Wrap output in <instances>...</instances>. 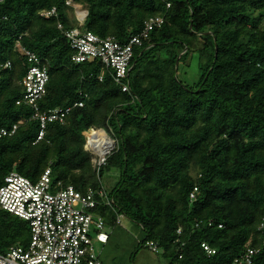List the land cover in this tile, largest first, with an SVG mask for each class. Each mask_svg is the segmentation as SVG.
Wrapping results in <instances>:
<instances>
[{
  "label": "trees",
  "instance_id": "16d2710c",
  "mask_svg": "<svg viewBox=\"0 0 264 264\" xmlns=\"http://www.w3.org/2000/svg\"><path fill=\"white\" fill-rule=\"evenodd\" d=\"M73 1L88 12L82 29L121 43L147 19L165 21L134 48L131 89L124 93L99 60L72 61L64 32L79 26L74 7L64 0H4L0 63L12 66L0 71V129L19 126L0 139V186L13 171L35 183L50 168L53 182L85 191L99 188L113 170L118 179L107 190L113 208L140 225V244L156 243L168 264H233L247 247L258 248L255 262L264 264V231H258L264 218V0H170V8L162 0ZM53 7L57 17L41 15ZM21 47L47 65L42 110L84 102L63 124L49 123L36 145L39 122L17 104L30 65ZM195 54L199 77L188 86L180 67ZM91 129L116 140L99 175L85 148L84 131ZM98 212L114 224L113 209ZM29 236L28 223L0 207V253Z\"/></svg>",
  "mask_w": 264,
  "mask_h": 264
},
{
  "label": "built area",
  "instance_id": "2783aa9c",
  "mask_svg": "<svg viewBox=\"0 0 264 264\" xmlns=\"http://www.w3.org/2000/svg\"><path fill=\"white\" fill-rule=\"evenodd\" d=\"M64 1L74 7L79 22L77 28L64 32L73 50L72 61L81 64L99 60L102 68L112 70L113 80L122 92H130L134 48L142 46L149 40L152 31L163 26L164 18L154 16L147 19L139 33L131 36L127 43H121L113 37L102 38L82 29L87 11L73 0ZM162 1L167 8L171 7L170 0ZM3 2L4 0H0V4ZM41 15L47 19L57 17V9L53 7ZM58 28L61 29L62 25L58 24ZM20 49L30 65L20 82L23 95L17 104L28 106L32 112L31 119L39 122L38 136L33 142V145H36L44 138L49 123L63 124L72 108L83 107L84 102L80 100L69 107L42 110L40 101L46 95L49 82L47 65L35 52L22 47ZM11 66V61L0 63V71L10 69ZM103 77L102 69L98 75L99 81H103ZM18 126L14 124L9 128H1L0 139L15 135ZM96 131L99 130H86L84 135L87 139L85 148L92 155L91 161L99 175L107 157L116 147V140L103 130L112 145L107 153L100 154L96 148L101 143L91 142L88 137ZM103 146L106 147L107 144ZM197 193L198 188L195 187L190 193L191 202L196 200ZM0 207L26 221L30 228L28 244H18L10 247L5 253H0V264H103L98 249L108 244L110 235L106 232L108 227L106 218L98 209L110 207L114 213L116 211L102 180L99 188L79 191L73 185L53 182L50 168L46 169L35 183L13 171L5 177L4 183L0 186ZM120 215L122 214L116 213L114 225L121 223ZM258 231H264V218L258 226ZM178 233H181L180 229ZM144 245L155 253L161 251L152 241H147ZM202 247L209 255L215 254V250L209 245L203 243ZM258 253V248L247 247L240 257L235 258L233 264H256L255 258Z\"/></svg>",
  "mask_w": 264,
  "mask_h": 264
},
{
  "label": "rangeland",
  "instance_id": "374dc122",
  "mask_svg": "<svg viewBox=\"0 0 264 264\" xmlns=\"http://www.w3.org/2000/svg\"><path fill=\"white\" fill-rule=\"evenodd\" d=\"M179 76L188 86L196 83L199 77V59L196 54L186 66L181 65ZM117 179L118 173L113 170L104 175L102 183L105 189L112 188ZM120 220L118 225L108 224L106 232L110 235V240L106 246L98 249L103 264H168L162 251L155 253L140 244L145 237L140 225L122 215ZM29 240L30 236L24 245L28 244Z\"/></svg>",
  "mask_w": 264,
  "mask_h": 264
},
{
  "label": "bare ground",
  "instance_id": "6f19581e",
  "mask_svg": "<svg viewBox=\"0 0 264 264\" xmlns=\"http://www.w3.org/2000/svg\"><path fill=\"white\" fill-rule=\"evenodd\" d=\"M95 133L96 134H94V135H89L88 136L90 141L91 142L98 141L99 143H101V145H99L96 148L98 153H100V154L107 153L110 150V145H112L110 143L111 141L107 140L105 132L103 130L96 131ZM106 144H107V146L104 147L103 145H106Z\"/></svg>",
  "mask_w": 264,
  "mask_h": 264
},
{
  "label": "water",
  "instance_id": "95a60500",
  "mask_svg": "<svg viewBox=\"0 0 264 264\" xmlns=\"http://www.w3.org/2000/svg\"><path fill=\"white\" fill-rule=\"evenodd\" d=\"M88 13V12H87ZM181 56V55H180ZM177 66H178V60H177V62H176V68H177Z\"/></svg>",
  "mask_w": 264,
  "mask_h": 264
},
{
  "label": "crops",
  "instance_id": "0c3cea01",
  "mask_svg": "<svg viewBox=\"0 0 264 264\" xmlns=\"http://www.w3.org/2000/svg\"><path fill=\"white\" fill-rule=\"evenodd\" d=\"M110 240V239H109Z\"/></svg>",
  "mask_w": 264,
  "mask_h": 264
}]
</instances>
